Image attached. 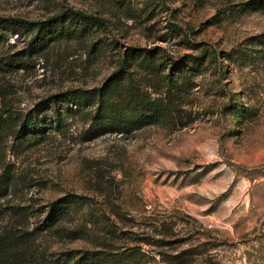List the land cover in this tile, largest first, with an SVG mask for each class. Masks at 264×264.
<instances>
[{"label": "rangeland", "instance_id": "1", "mask_svg": "<svg viewBox=\"0 0 264 264\" xmlns=\"http://www.w3.org/2000/svg\"><path fill=\"white\" fill-rule=\"evenodd\" d=\"M246 1L0 0V17L41 21L70 8L102 20L85 38L57 31L33 49L28 35L6 32L0 52L25 60L0 79L15 117L54 93L103 88L128 47H159L172 61L206 50L184 127L116 132L89 119L92 107L57 103L58 122L36 141L0 130V181L13 180L0 211L22 206L33 223L65 194L85 202L84 237L46 238L47 262L101 250L111 260L134 254L104 264H175L177 254L182 264H264V51L254 43L264 9L241 11ZM132 76L151 90L139 68Z\"/></svg>", "mask_w": 264, "mask_h": 264}, {"label": "trees", "instance_id": "2", "mask_svg": "<svg viewBox=\"0 0 264 264\" xmlns=\"http://www.w3.org/2000/svg\"><path fill=\"white\" fill-rule=\"evenodd\" d=\"M264 9V0H248L242 3L241 11L253 12ZM98 17L88 16L70 8L57 12L41 21H26L21 18L0 17V43L8 31H18L28 35L26 48L33 49L47 42L51 34L60 31L67 40H79L92 32L95 24H101ZM254 43L264 51V33L254 39ZM90 49H95L90 43ZM159 47L137 49L128 47L116 68L105 79L103 88L66 90L47 96L26 113L15 117L8 108V99L0 83V130L9 128L11 137L16 140L36 141L42 134L58 122L60 112L56 104L72 107L73 111L92 107L89 119L92 122L104 121L120 130H137L144 126L159 125L181 128L189 123L190 112L183 109L188 104L192 78L198 73L203 62V52L172 61L159 55ZM31 52V51H30ZM19 52L5 54L0 52V79L25 67V60L17 57ZM24 55V54H23ZM28 55L26 57H30ZM28 59V58H27ZM139 68L144 77L152 81L150 91L138 90L133 85V74ZM53 112L48 116L47 107ZM91 112V113H90ZM51 117V118H50ZM8 133V131H7ZM7 133L3 132V136ZM13 184L11 176L0 181V199L7 195ZM85 202L80 196L71 193L58 197L42 207L41 215L33 223L30 209L9 204L0 211V264H104L108 261H122L132 256L110 257L101 250H82L77 255L66 253L59 260L47 262L50 256L42 242L49 237L77 239L84 237L86 225L81 221ZM32 218V217H31ZM78 221H76V220ZM76 227H71L73 221ZM69 222V228L62 226ZM97 231V230H96ZM175 264H182V254L172 257ZM168 262V261H165Z\"/></svg>", "mask_w": 264, "mask_h": 264}]
</instances>
